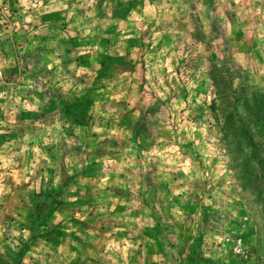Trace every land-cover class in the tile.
<instances>
[{
  "label": "rangeland",
  "instance_id": "1",
  "mask_svg": "<svg viewBox=\"0 0 264 264\" xmlns=\"http://www.w3.org/2000/svg\"><path fill=\"white\" fill-rule=\"evenodd\" d=\"M255 102L264 0H0V264H264Z\"/></svg>",
  "mask_w": 264,
  "mask_h": 264
},
{
  "label": "trees",
  "instance_id": "2",
  "mask_svg": "<svg viewBox=\"0 0 264 264\" xmlns=\"http://www.w3.org/2000/svg\"><path fill=\"white\" fill-rule=\"evenodd\" d=\"M248 110L250 114H252V120L259 128V131L264 135V103L263 102H255L253 105L248 106ZM233 115V114H232ZM243 123L241 122V125L238 127H235L234 131V139L238 144L243 143L245 139H248L247 137L250 138V135L248 133V130L242 125ZM253 145V144H252ZM256 153V151H254ZM253 152L251 151V154ZM259 162H262L260 160ZM247 167L249 169L251 164L250 162H247ZM252 170V169H251Z\"/></svg>",
  "mask_w": 264,
  "mask_h": 264
}]
</instances>
